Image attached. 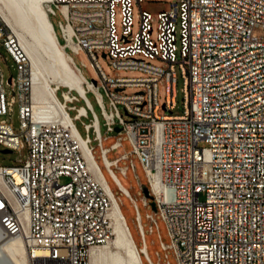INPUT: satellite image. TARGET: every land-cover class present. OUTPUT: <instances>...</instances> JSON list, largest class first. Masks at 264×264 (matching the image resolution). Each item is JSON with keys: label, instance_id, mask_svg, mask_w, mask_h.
Returning a JSON list of instances; mask_svg holds the SVG:
<instances>
[{"label": "built area", "instance_id": "1", "mask_svg": "<svg viewBox=\"0 0 264 264\" xmlns=\"http://www.w3.org/2000/svg\"><path fill=\"white\" fill-rule=\"evenodd\" d=\"M142 1L46 3L51 20L57 12L62 16L60 37L53 27L83 88L57 87L55 94L62 90V98L56 94V116L49 110L34 115L27 58L0 18V45L18 65L9 84L18 96L21 119L20 132L0 120V144L12 151L27 149L20 164L0 165L4 236L24 238L27 264H90L92 250L116 236L113 199L121 208L95 160L96 141L112 180L136 209L141 264H172L169 251L177 264H264V35L255 31L264 30V0H172L157 14L156 24L141 10L135 30L133 7ZM100 51L113 68L143 75L108 76L97 60ZM80 52L92 61L98 79L87 80L76 65L72 53ZM176 66L184 84L180 115L173 114ZM161 81L166 84L163 104ZM128 88L133 91L126 93ZM15 101L16 95L7 100L0 69V115L11 116ZM161 107L170 114H159ZM109 133H116L117 140L105 147ZM124 135L131 151L109 160L107 154L122 146ZM121 159L129 160L134 172V159L145 170L147 185L137 173L134 178L149 190L144 205L156 206L147 214L164 252H157L156 261L147 250L137 199L114 172L116 167L127 175L129 167L118 165ZM156 215L167 225L170 243L163 242Z\"/></svg>", "mask_w": 264, "mask_h": 264}, {"label": "bare ground", "instance_id": "2", "mask_svg": "<svg viewBox=\"0 0 264 264\" xmlns=\"http://www.w3.org/2000/svg\"><path fill=\"white\" fill-rule=\"evenodd\" d=\"M48 1L0 0V18L30 64L29 83L34 115L49 110L48 114L56 116L60 111L55 94L57 87L64 84L80 90L83 88L80 75L56 35L46 4L47 13L41 8ZM82 144L90 168L95 169L85 142ZM111 216L116 236L108 244L92 250L90 264H104L105 256L122 264H141L139 251L130 237L120 205L114 199ZM113 243L117 246L115 252L109 250ZM27 253L24 238H5L0 227V264H27Z\"/></svg>", "mask_w": 264, "mask_h": 264}, {"label": "rangeland", "instance_id": "3", "mask_svg": "<svg viewBox=\"0 0 264 264\" xmlns=\"http://www.w3.org/2000/svg\"><path fill=\"white\" fill-rule=\"evenodd\" d=\"M171 1L172 0H143L140 3V5H134V7H133L134 29L137 30L139 27L141 10L150 13L151 17L153 18V24H156L157 14L161 11L167 10L169 8V3ZM45 4L46 3H43L41 8L43 11H45L47 13ZM61 19H62V16L59 12H57L56 16L52 17V21H53L52 24H54L59 37H60V32L58 29V22ZM255 31L259 35H264L263 29L257 28ZM98 56L99 57L97 60L99 61L102 69L104 70V72L108 76H112V77H138V76L143 75V73H141L139 71L117 70V69L113 68L111 65V59L103 56L101 51L98 53ZM72 57H73L76 65L80 67L83 75L86 77L87 80L92 81V79H98L92 61L89 59V57L84 52H80L79 54L72 53ZM154 63L164 66V64L159 62V61H154ZM28 67H29V78H30V72H31L30 64ZM0 69L3 72V83H4V88L6 90L7 100H10L13 95H16V101H15V104L13 107V112H12L11 116L0 115V120L7 119L8 122H10L12 124L13 130L15 132H20L21 131V119H20V114H19V100H18L17 94L12 92V88L8 82V80L11 76L15 77L17 75L18 65L15 63L12 56L6 51V49L2 45H0ZM176 73H177V78H176V107L173 109V114L180 115V114H183V112H184V90H183L184 84H183V78L181 76V72H180V69L178 68V66H176ZM63 90H66V89H63ZM30 91H31V89H30ZM132 91H133V89H130V88L125 90L126 93H130ZM56 94H57V97L59 99L62 98V90H58V92ZM165 94H166V84L164 81H161L159 83V100H160L161 104H163L165 102ZM87 96L90 99V101L93 103V105L97 111V114L99 116V121H100V126H101L100 130H101L102 136L106 137L108 135V133H106V127L103 125L104 120L101 116L100 109L98 108V106L96 104L95 97L91 92H89L87 94ZM104 100H105V103L107 104L108 99L105 95H104ZM121 111H122L123 115L126 117V119H129L125 115L123 108H121ZM70 113H71V115H74L73 111H71ZM159 114H161V115L170 114V111L165 110L161 107ZM85 121L88 122L87 119ZM75 123H76V127L79 130V132L81 133V135L85 136L86 132H85V129L82 125V122L80 120H77ZM109 135L110 136L106 140L103 141V145L105 147L111 146L117 140V134L116 133H109ZM91 137L93 138L92 134H91ZM121 144H122L121 147H119L117 149H113L107 154V158L109 160H114L116 158H119L123 154L131 151V145H130V142H129L127 136L124 135L122 137ZM92 145L95 146V149L93 150L95 160L99 164L106 180L109 182L110 188L112 189L114 195L117 197H120V199H121V211L124 215L125 221L127 223V226L129 228V231L131 233V236L133 238L134 243L136 244V246L138 248H140L143 246V242H142V238H141V235L139 233V230L137 228V221H136L137 212H136V209L133 206V204L131 203L130 199L119 190V188L117 187L115 182L112 180V178H111V176H110L109 172L107 171L106 166L104 164V161H103V158L101 155V149L97 145V142L93 141ZM199 145L200 146H208V143L200 142ZM5 149H7V148H5L4 146H2L0 144V165H3V166L18 165V164H20V162H19L20 159L25 160L27 157V149H24L21 152L12 151V152H8V153H4L3 150H5ZM134 162H135V166H136L135 172L130 167V161L126 160V159L119 160L118 165L122 168L127 167V166L129 167L127 169V175L126 176L123 175L121 173V171L116 167L114 168V172L119 177L122 184L137 199L136 202L138 205V210H139L141 220H142V224H143L144 231H145L147 250H148V253L151 256V258L154 261H156L157 260V252L160 253L161 255L164 252H163L161 245H160L158 230L154 226L153 231L151 232L150 231L151 223L147 219V214L154 213V210H153L151 204H149V206L144 205L143 199H142V197L145 195L144 190L140 188V186L137 184L136 179L134 178L135 173H137L141 182L144 185H147V176H146L145 170L143 169L142 165L136 159H134ZM148 201H149V203H151L152 200L150 198H148ZM155 218L157 220L159 231L161 233L163 242L170 243V237L168 234L167 225L165 224V222L161 219V217L159 215H156ZM116 249H117V246L115 243H113L112 247H110L109 250H112L113 252H115V251H117ZM169 256H170L171 263L177 264L173 255H172V251H169ZM103 262H104V264H122V263L118 262V260L108 258L107 256H105L103 258ZM144 262L146 263L145 260H144Z\"/></svg>", "mask_w": 264, "mask_h": 264}, {"label": "water", "instance_id": "4", "mask_svg": "<svg viewBox=\"0 0 264 264\" xmlns=\"http://www.w3.org/2000/svg\"><path fill=\"white\" fill-rule=\"evenodd\" d=\"M103 56H105V54H103ZM8 82H9V83L11 82V78H9ZM95 83H96V82H95ZM116 130L119 131L120 129H119V128H116ZM3 152H4V153H8V152H12V150H10V149H5V150H3ZM143 190H144V193H145L147 196L150 197V195H149V190H148V188H147L146 186H144V189H143ZM151 206H152L153 209L156 208L154 202L151 203Z\"/></svg>", "mask_w": 264, "mask_h": 264}]
</instances>
